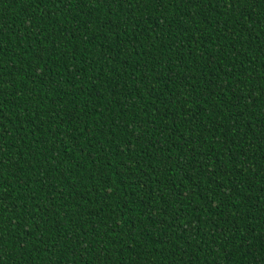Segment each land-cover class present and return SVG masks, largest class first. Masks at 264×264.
<instances>
[{
    "label": "trees",
    "instance_id": "trees-1",
    "mask_svg": "<svg viewBox=\"0 0 264 264\" xmlns=\"http://www.w3.org/2000/svg\"><path fill=\"white\" fill-rule=\"evenodd\" d=\"M0 264H264V0H0Z\"/></svg>",
    "mask_w": 264,
    "mask_h": 264
}]
</instances>
